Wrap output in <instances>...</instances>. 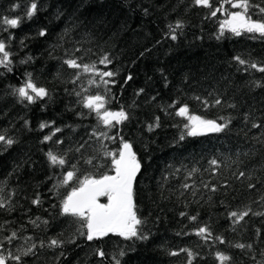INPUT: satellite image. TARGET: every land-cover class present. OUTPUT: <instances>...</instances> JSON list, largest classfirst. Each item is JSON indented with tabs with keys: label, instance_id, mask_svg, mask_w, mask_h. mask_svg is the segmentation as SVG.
<instances>
[{
	"label": "trees",
	"instance_id": "trees-1",
	"mask_svg": "<svg viewBox=\"0 0 264 264\" xmlns=\"http://www.w3.org/2000/svg\"><path fill=\"white\" fill-rule=\"evenodd\" d=\"M33 2L37 11L28 18ZM210 11L193 0H0V41L11 60L0 65V135L14 141L0 142V200L6 205L0 208V252L21 256L7 264H189L182 249L194 254L191 264H221L217 253L230 257L224 264H264V215L255 214L264 213V72L234 59L264 67V38L226 31L218 39L225 16ZM4 18L20 23L12 28ZM177 22L182 27L173 33L169 25ZM105 55L107 67L99 63ZM67 59L113 71L115 83L89 85L99 77L69 68ZM29 74L48 92L35 103L14 94ZM97 93L108 110H124L128 119L111 128L99 124L81 103ZM183 105L228 126L180 140L188 121L175 113ZM121 140L131 143L141 165L134 201L147 239L110 233L88 241L76 218L62 213L75 181H61L72 165L81 179L107 171L111 158L103 153L117 152ZM49 151L66 164L53 166ZM89 158L91 165L84 162ZM248 209L244 220L233 222L231 212ZM205 226L207 239L196 235ZM13 231L9 244L5 238Z\"/></svg>",
	"mask_w": 264,
	"mask_h": 264
},
{
	"label": "snow or ice",
	"instance_id": "snow-or-ice-1",
	"mask_svg": "<svg viewBox=\"0 0 264 264\" xmlns=\"http://www.w3.org/2000/svg\"><path fill=\"white\" fill-rule=\"evenodd\" d=\"M264 2V0H262ZM195 6L204 7L211 9L210 16L216 17L217 13H222L225 16V19L219 22L220 33L217 37L221 38L224 33L227 31L234 36H241L245 34H251L252 38H256L257 35L260 38H264V6H261L260 3H253V0H218V6L213 7L212 0H193ZM225 5H229L231 9H237V11H231L229 8H226ZM255 10V12L251 10ZM37 11V4L35 2L31 3L30 8H28L26 15L28 18H31ZM257 15V19H253V15ZM20 21L18 19H8L4 18L3 24L9 25L12 28L18 26ZM182 24L177 22L175 27L169 25V28L172 32H175V29L181 28ZM46 33L44 31L39 32L40 36H44ZM172 40H176L177 37L175 34L171 35ZM0 65L7 67L11 64L10 53L6 50L5 43L0 41ZM240 65L247 64L249 68L256 69L259 72H264V67H260L255 62H248L239 56L234 58ZM64 63L71 69L82 70L83 73H90L93 77H99L100 83L97 84L95 78L89 79V85H95L100 87V85H108L109 83H115L114 80H111L112 77L116 75L113 71H101L96 68L95 64H80L76 59H67ZM99 63L107 67L111 63L107 55L103 56ZM9 70H11L9 68ZM80 78L79 72L76 74V79ZM109 78V79H105ZM131 79V76L128 77ZM75 83V80L73 81ZM259 86V85H257ZM85 92L88 89H84ZM143 91V89H141ZM14 94L23 101L26 100L28 103H35L37 99H43L48 95L47 90L44 87H38L31 79L29 78L23 83L22 86L14 89ZM34 94V95H33ZM76 95H81V93H76ZM199 100V97H196ZM84 108L89 109L90 112H95L99 124H102L106 128L114 127L116 124L123 123L128 119V115L124 110L120 111H110L106 108L108 103L106 97L99 93L94 95H87L81 101ZM203 103L207 104L206 101ZM221 101L217 99L215 104H220ZM179 117L185 118L188 122L184 124V128L187 129V132L181 134L180 140L187 136H197L203 135L208 132L217 133L224 131L227 128L228 123H218L216 120L204 119L203 117L195 114H190L189 107L183 105L179 107L175 113ZM158 119V118H157ZM223 119V118H221ZM115 122V123H114ZM46 125L41 124V128H44ZM151 129V126H149ZM252 127L258 128L260 125L253 124ZM60 129H56V132H59ZM55 133H53L54 135ZM100 136L107 137V133L101 132ZM115 139L114 137H107ZM46 141L51 139L50 136L44 138ZM0 142L11 146L14 141L11 138H6L4 135H0ZM83 147V145H81ZM79 151V149H77ZM105 157H110L108 162V170L100 174L98 177L93 174L84 175L81 179L77 175L76 165H72L71 171H67L61 183L63 185H69L70 182L75 181V186L71 188V191L67 193L62 201V213L65 215H70L76 218V221L80 223L81 229H86L82 231L81 235H85L88 241L93 239H99L105 236H108L110 233L119 235L126 240L147 239L139 226L144 223L137 215V208L134 201V181L136 179L137 173L140 171V162L137 160L135 152L132 150L131 143L121 140V147L117 152L105 151ZM48 159L53 166L60 165L64 166L66 160L63 157H59L53 154L51 151L47 153ZM86 164H92V158H89L84 161ZM210 164L217 165L216 160H211ZM195 171V169L193 170ZM240 176H244V173L241 172ZM184 187H188L185 185ZM249 187H255V185H249ZM215 191V188L212 189ZM106 197L107 202L101 203L100 198ZM34 204L40 203L39 199L33 200ZM6 205L3 200H0V208H4ZM250 209L243 212L233 211L230 213V217L235 218L234 223H239L244 220L246 216L249 215ZM256 215H264V213H255ZM181 215H185L181 213ZM190 219L195 220L196 217L193 216ZM34 223V221H33ZM197 236H201L207 239L211 236V232L208 227H201L196 231ZM17 233L13 231L10 236L5 239L9 244L12 243L15 239ZM220 239V238H217ZM224 241L221 239L220 241ZM52 245H56L58 242L53 240ZM3 242L0 241V246ZM35 247V245H32ZM237 248H251V245L237 244ZM31 251V248L24 251L22 254L27 255ZM181 251L187 252L189 256V264H191V258L193 253L187 249H182ZM100 257H104V252L99 250L97 253ZM171 255H177L178 253H170ZM120 255H124L123 252ZM217 259L224 264L225 261H228L230 257L222 254H216ZM11 258L15 261H20V255H13L11 251L7 253V257L0 252V264H7V259ZM119 264V261L116 262Z\"/></svg>",
	"mask_w": 264,
	"mask_h": 264
},
{
	"label": "rangeland",
	"instance_id": "rangeland-1",
	"mask_svg": "<svg viewBox=\"0 0 264 264\" xmlns=\"http://www.w3.org/2000/svg\"><path fill=\"white\" fill-rule=\"evenodd\" d=\"M107 202V198L106 197H104V201L102 202V203H106Z\"/></svg>",
	"mask_w": 264,
	"mask_h": 264
},
{
	"label": "water",
	"instance_id": "water-1",
	"mask_svg": "<svg viewBox=\"0 0 264 264\" xmlns=\"http://www.w3.org/2000/svg\"><path fill=\"white\" fill-rule=\"evenodd\" d=\"M209 134H212V132L205 133L204 135H209ZM101 198H102V197H101ZM101 198H100V199H101Z\"/></svg>",
	"mask_w": 264,
	"mask_h": 264
}]
</instances>
